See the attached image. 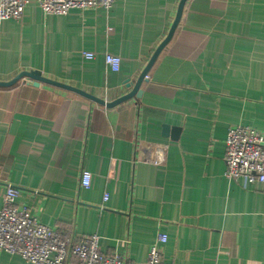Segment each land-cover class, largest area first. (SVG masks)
Returning <instances> with one entry per match:
<instances>
[{
    "label": "crops",
    "instance_id": "crops-1",
    "mask_svg": "<svg viewBox=\"0 0 264 264\" xmlns=\"http://www.w3.org/2000/svg\"><path fill=\"white\" fill-rule=\"evenodd\" d=\"M180 1L54 16L32 0L22 20L0 25V81L41 71L112 103L131 91ZM107 54L121 59L119 72ZM141 91L108 108L29 79L0 87V209L12 185L39 222L98 235L103 253L128 263H145L162 233L164 264H264V185L225 176L229 128L264 135V0H187ZM152 144L167 148L161 166L145 160ZM0 264L30 263L2 253Z\"/></svg>",
    "mask_w": 264,
    "mask_h": 264
},
{
    "label": "built area",
    "instance_id": "built-area-1",
    "mask_svg": "<svg viewBox=\"0 0 264 264\" xmlns=\"http://www.w3.org/2000/svg\"><path fill=\"white\" fill-rule=\"evenodd\" d=\"M32 0H0V25L3 21H20L26 7ZM45 15L63 16L72 10L110 11L116 0H36ZM93 53H84V58L92 60ZM121 59L107 54L105 63L108 70L119 72ZM148 77V76H147ZM146 77V79H147ZM146 162L161 166L166 160L167 148L148 145ZM225 176L234 182L264 185V135L251 127L232 126L225 142ZM92 175L84 172L81 187L88 189ZM19 190L8 185L4 204L0 209V255H18L30 264H65L70 258L78 264H164L162 245L168 237L160 233L151 246L145 263H128L120 255H108L101 251L100 237L93 235L73 238L38 221L30 208L17 203ZM108 197L106 196L105 200Z\"/></svg>",
    "mask_w": 264,
    "mask_h": 264
},
{
    "label": "water",
    "instance_id": "water-1",
    "mask_svg": "<svg viewBox=\"0 0 264 264\" xmlns=\"http://www.w3.org/2000/svg\"><path fill=\"white\" fill-rule=\"evenodd\" d=\"M186 2H187V0H181L180 1L176 18H175L174 23L172 24V26L170 28V31H169L167 37L160 44V46L156 49L155 53L153 54L152 58L150 59L149 63L147 64V66L145 67L144 71L141 73L140 77L137 79V81L135 83H132L131 81H127L126 87H127V89H131V91L129 93H127L126 95L120 97L119 99L113 101L112 103H105V101L98 99V98L94 97L93 95H90L89 93L84 92L80 89H77L75 87H72L70 85H67V84L52 80V79H48L42 75L41 71H25V72H22L19 75H17L14 79H12L11 81H8V82L0 81V87H4V88L5 87L6 88L11 87V86L15 85L20 80L29 79V80L34 82L35 86H39L41 83H45V84H48V85H51L54 87L65 89V90L71 91L73 93H76L82 97H85L87 99H90V100H92L96 103H99L101 105H105L108 108L115 107V106L123 103L124 101H127L131 98H134V97L140 98L142 95L141 86L146 81V77L148 76V73H149L150 69L152 68V66L154 65V63L156 62L158 56L160 55L162 50L165 48V46L171 41L179 23H180ZM164 131L166 134H168L169 128L165 127ZM177 131H178V129H175V133H177ZM176 137L177 136L175 135L174 138H176Z\"/></svg>",
    "mask_w": 264,
    "mask_h": 264
}]
</instances>
